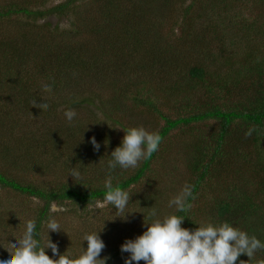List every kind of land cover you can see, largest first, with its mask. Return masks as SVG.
Masks as SVG:
<instances>
[{
	"label": "trees",
	"instance_id": "1",
	"mask_svg": "<svg viewBox=\"0 0 264 264\" xmlns=\"http://www.w3.org/2000/svg\"><path fill=\"white\" fill-rule=\"evenodd\" d=\"M249 9L252 20L244 18ZM52 18L66 28L52 27ZM233 40L241 44L243 58L217 50ZM106 89L128 104L110 99L104 106ZM67 91H80V96L69 92L66 103L56 101ZM85 91L88 95L81 96ZM59 106L63 109L55 116ZM68 108L85 113V123L81 117L77 123L52 124ZM3 122L24 126L29 140L14 135L10 148L0 139V257L6 255L3 238L21 233L30 218L43 243L42 221L52 205L65 208L67 216L62 231L48 233L59 254L76 256L80 243L86 246L83 233L95 229L76 226L74 220L96 203H105L96 210L102 230L112 232L113 225L122 224L129 233L121 241L131 239L144 230L147 207L162 214L175 211L168 207L169 198L185 183L195 198L187 212L177 213L186 217L182 227L228 221L264 241V0H0ZM136 126L158 132L161 141L136 168L112 173L114 185L134 193L126 209L134 212L126 217L138 221L132 229L125 218H114L117 213L103 199V181L107 154L119 144L121 130ZM116 127L118 138L112 136ZM195 128L200 130L191 150L182 152L184 183L164 185L165 174L155 167L175 160L169 142ZM248 129L251 135L245 136ZM89 136L108 141L107 146L102 143L93 152ZM33 147L47 151L46 164ZM77 163L84 166L79 181L64 179L49 187L36 180L60 165L67 171ZM118 240H103L107 264H123L127 256L119 252ZM258 258L264 251L248 264Z\"/></svg>",
	"mask_w": 264,
	"mask_h": 264
},
{
	"label": "clouds",
	"instance_id": "2",
	"mask_svg": "<svg viewBox=\"0 0 264 264\" xmlns=\"http://www.w3.org/2000/svg\"><path fill=\"white\" fill-rule=\"evenodd\" d=\"M43 87L47 89L50 85L44 84ZM32 105L37 107L35 101ZM75 116L76 112L71 108L64 112L69 123ZM121 131L123 136L119 144L107 154L103 199L117 213L114 218L124 219L128 214L134 213L126 211L134 193L118 184L114 185L112 173L117 168H136L141 160L147 159L158 149L161 137L158 132L147 131L142 126L128 127ZM251 132L252 129H248L245 136L251 135ZM80 142H83L82 135ZM87 143L91 145L93 152H98L102 143L106 147L108 141L97 142L95 136H89ZM77 164L67 168L65 178L71 177L77 181L82 179L84 166ZM194 198L192 186L185 183L168 201V207L174 208V212L162 214L152 206L147 207V222L143 216L144 230L131 239L126 238L119 245V252L127 253L123 264H137L140 261L143 264H248L258 250L264 251V241L228 221L207 220L195 228L182 227L186 217L177 213L187 212L191 208L190 200ZM42 224L46 229L43 243L36 220L31 218L25 221L21 233L12 237L5 236L2 249L6 255L0 257V264H107L109 261V256L101 255L105 248L100 235L104 221L99 230L83 233L81 242H85L86 246L81 247L80 243L81 250L76 256L66 254V251L59 254L57 243L49 239L48 233L62 231L55 216L46 217ZM46 249L50 250L51 257L46 254ZM240 256L247 259L239 260ZM255 264H264V258L256 259Z\"/></svg>",
	"mask_w": 264,
	"mask_h": 264
},
{
	"label": "rangeland",
	"instance_id": "3",
	"mask_svg": "<svg viewBox=\"0 0 264 264\" xmlns=\"http://www.w3.org/2000/svg\"><path fill=\"white\" fill-rule=\"evenodd\" d=\"M58 1H62V0H58ZM244 11H247V10L244 9ZM178 18H179L178 16L174 17V19H178ZM244 18H248L249 20L254 19L253 14L251 13L250 9L248 11V16H247V13L245 12ZM215 19H217V18H215ZM258 19H263V16L262 15L259 16ZM57 20L58 19H53V18L49 19V23L51 24L52 27L57 25L58 28H62V27L66 28V25H62V23H60L59 20L57 22ZM21 21H22V19H21ZM217 21H219V20L217 19ZM40 23H42V22H40ZM65 24H67L66 21H65ZM165 25H168L169 27H171V24L169 25L168 23H166ZM244 45H245V43H244ZM217 50L219 52L223 51L225 54L233 53L235 59H239L242 56L241 55L242 53L240 52L241 44L239 45L236 40H233L232 42H225V46L222 47V48L217 45ZM217 50H215V51H217ZM235 52H238V54L236 55ZM242 58H243V56H242ZM214 65H217L218 69H220V70H222L224 68V67H221L220 65H218V63H215ZM235 68L238 69L237 66H235ZM107 89H106V91L105 90L102 91V94H104L103 95L104 106L109 102L110 99L115 101V102L117 101L119 106L128 104L126 99L118 100L116 98L115 94L111 95L107 91ZM69 92L72 95H74V96H80L79 95L80 91H67L66 92L67 95H65V93L63 92L60 95V97L58 99H56V101L61 103L62 100L64 99L63 103H66L65 101H66V98H68ZM93 94L98 96V97L102 96V94H100L97 91H94ZM86 95H88L87 91H85V93L82 94L81 96H86ZM62 109H63V107L59 106L57 108V110H56L55 116ZM91 109H92V106L90 107V110ZM92 112L95 114L96 110L92 109ZM81 117L83 119V123H85L86 114L85 113L82 114L81 111L78 112V114L74 117L72 123H77V119L81 118ZM57 120L59 121L60 124L69 123V122L66 121L65 117L62 116L60 118H57L55 121H53L52 124H55V122ZM7 123L8 122H3V124H0V139H1V137L3 138V141L1 142L2 144L5 141L9 142L8 146L11 148L12 147L11 142L14 140V135L16 137H18V135L22 136V138L25 141L29 140L28 135L25 133L24 130H22L24 128V126H20L17 129L16 127H13V125H11V127H9ZM84 129H87V128L84 127ZM29 130H30V128H29ZM199 130H197L195 128L194 132H191V133L188 132L186 134L178 135L179 137L173 138L171 140V142H169V145L171 146V150H170L171 151V157L175 156V160H173L171 162L172 158H170L168 163L165 166L162 165L160 167V165H159V166L155 167L156 172L165 174V178H162L164 185H170V186H173V187H178V186H180L181 184L184 183V181L186 179V171H185V167H184V161L181 160L182 157L184 156V154H182V152L186 154V150L187 151L191 150V146L193 145L195 139L199 135ZM175 134H177V133H175ZM111 135H112V132H111ZM120 135H121V131H120V129L118 127H116L114 129V131H113V135L112 136H114L115 138H118ZM62 138H63V135H62ZM64 141H66V139ZM187 146L189 147L188 149H187ZM33 148L37 149V150H34L35 156H37L40 159H42L44 161V164H46V162H48V160H49V155L47 154V151H44L41 148L40 149H38L36 147H33ZM81 150L83 151V149H81V148L78 149V151H81ZM48 173H49V175H46V177H42L41 179H36V180L39 183H41V184H45L46 186L51 187V186H54V185L60 183L64 179H70L71 178V177H66L65 178L67 171H65L64 165H60V168L55 169L53 171L49 170ZM161 177H162V175L160 174L159 179H161ZM164 179H168V180H164ZM141 188H142V185H141ZM169 199H171V198H169ZM23 200H24V203L28 202L27 199L23 198ZM104 205H105V203H100V204L96 203V204H94L93 206H91L88 209V210H90V212L87 211V212H85L83 214L81 213L80 214L81 217L79 218V220L78 219L77 220L75 219L76 221L74 220V223H75L74 225H76V226L77 225H81V226L87 227L89 229L93 228L95 230H99L101 228V224H100V222L98 220H96V217L98 216L96 210L103 208ZM199 209L202 211L204 208L203 207H199ZM64 212H65V208L61 209V208H59L57 206L52 205L51 208H50L48 216H55L57 218V220L59 221L60 225L63 226L65 221H66V219H67V216L64 215ZM91 216H93L95 219L90 218ZM129 218H130L129 216L126 217L125 218V222L130 225L128 227L134 229V227H136V225H138V221H136V218H135L134 222H133V220L131 218L130 219ZM124 227H126V226L122 225V224H116V225H113L111 227L112 232L110 231V229H104V230H102L104 235L102 236V234L100 233L101 238H103V240H106V241L119 239L118 242L119 243L120 242L123 243L121 241L120 237H123V236L127 235V233H129V232L126 231V228H124ZM137 232L135 233V236L138 235Z\"/></svg>",
	"mask_w": 264,
	"mask_h": 264
}]
</instances>
